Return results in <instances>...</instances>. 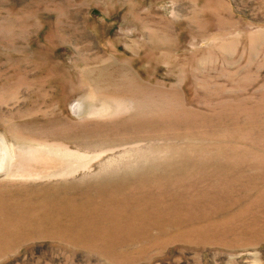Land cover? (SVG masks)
<instances>
[{"label": "rangeland", "instance_id": "1", "mask_svg": "<svg viewBox=\"0 0 264 264\" xmlns=\"http://www.w3.org/2000/svg\"><path fill=\"white\" fill-rule=\"evenodd\" d=\"M0 264H264V0H0Z\"/></svg>", "mask_w": 264, "mask_h": 264}, {"label": "bare ground", "instance_id": "2", "mask_svg": "<svg viewBox=\"0 0 264 264\" xmlns=\"http://www.w3.org/2000/svg\"><path fill=\"white\" fill-rule=\"evenodd\" d=\"M74 109H76V110H77V109H80V104L76 105V106L74 107ZM64 153H65V152H64ZM1 162H2V161H1ZM3 163H4V162H3ZM9 163H10V160H9ZM10 165H12V164H9V166H10ZM9 166H6V167H5V173H4L5 176H7L9 173L11 174V172H12V171L10 170V167H11V166H10V167H9ZM2 168H3V167H2ZM2 168H1V170H2ZM21 168H22V167H21ZM23 168H24V167H23ZM34 168H35V167H34ZM12 169H13V168H12ZM38 169H40V168H38ZM19 170H21V169H18V170L13 171V173H14L13 176L19 175V173H20ZM30 171L33 172L31 169H30ZM37 171H38V170H37ZM49 171H50V170H49ZM49 171H48V172H49ZM35 172H36V170H35ZM24 173H25V172H24ZM10 174H9V175H10ZM46 174H47V173H46ZM9 175H8V176H9ZM8 176H7V178H8Z\"/></svg>", "mask_w": 264, "mask_h": 264}]
</instances>
